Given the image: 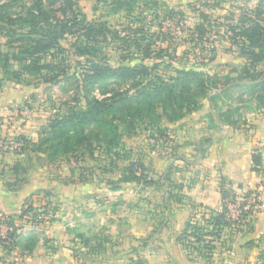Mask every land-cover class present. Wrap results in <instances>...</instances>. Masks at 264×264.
I'll return each mask as SVG.
<instances>
[{
	"label": "rangeland",
	"instance_id": "374dc122",
	"mask_svg": "<svg viewBox=\"0 0 264 264\" xmlns=\"http://www.w3.org/2000/svg\"><path fill=\"white\" fill-rule=\"evenodd\" d=\"M65 1L44 0L47 10L70 24L69 33L61 41L66 50L60 55L43 59V62H48L51 68L43 69L39 74L19 73L17 75L12 70L19 69L20 72L22 63L19 61L18 64L16 61L9 60L6 64L4 55H0V78L2 79L0 120L4 117L6 119L4 125L0 127V141L5 144L16 141L14 138L11 139L13 135L9 136L7 132L13 116L19 115L18 118L21 120L38 117L44 124L48 116L56 117V114L63 116L72 108L81 109L87 101L94 98L105 99L123 94L129 96L134 94L140 84L141 86L156 84L157 77L170 81L178 76L175 69L199 73V76L191 82V91L183 92L182 96L186 98L196 96L198 107L203 106L207 98H210L209 104L212 108L214 106L217 118L221 122L229 123L234 128L241 127L243 124H248L249 116L264 112V103H257L256 92L249 88V81L243 79V66L246 61L242 57L241 43L235 44L232 41L238 27L249 26L255 22L264 26V0H125V5L118 10L113 0H70L72 8H69ZM4 2H10L8 12L16 14L22 11V4L29 0H21L17 3L0 0V4ZM81 16L87 23L78 21L83 20ZM86 26L102 29L100 32L87 35L84 30ZM233 27H235L234 30ZM87 36L91 38L85 40ZM25 43L19 42V58L23 56L20 50L24 48ZM16 45L18 43L12 44V39L0 34L2 54L16 52ZM79 45L91 48L93 55H76L74 50ZM91 63L110 67L143 65L148 68V72L136 74L131 79L103 76L90 79L91 81L84 85L85 74L91 72ZM263 66L264 63H260V67ZM7 68L11 71H6ZM174 83L177 86V82L174 81ZM207 88V95L199 96L200 90L204 91ZM178 90L179 86L176 89L177 93H179ZM158 112L162 119L163 133L160 135L147 122L148 125L136 127L137 134L133 138L127 135L131 127H127L122 121L124 116L116 114L118 117L121 116V119L116 121L119 131L123 134V137H120L122 141H119V144L124 146L122 150H120L121 147L119 148L121 158L112 157L106 153V148L114 144L117 139H111L104 129L94 127L88 129L87 140L81 145L82 149L76 156L59 154L52 158L49 153L47 155V151H44V148L49 147L48 143L42 149L30 143L24 152L22 149L14 152L8 148H1L0 170L4 166L2 165L4 157L11 155L16 157L20 153L23 155L26 151L34 150L35 156L41 159L38 161L43 164L42 166L40 164L41 174L43 171L46 173L53 171L52 174H57L61 184L76 185L71 193L74 198H79V188H81L80 182L77 181L81 180L87 187L92 183L87 192L94 197L92 198L94 202L81 199L82 204L80 201L74 204L58 203L53 198L54 201L48 203L52 211L50 217L53 216V212H96L93 203L104 206L99 212H115L116 209L122 210V208L117 203L109 205L112 202L109 196L113 198V195L105 189H112L118 183L121 170L127 164L124 157L128 154L131 160L136 157L140 159L144 149L158 150L160 147L163 152L166 151L164 153L168 156L170 164L164 169L162 180L157 183L158 191L155 192V188L151 191L146 186L133 184L131 186L133 190L130 191L134 200L130 204L134 210L130 212H174L172 205L184 198L176 191L175 176L180 165L189 168L191 161L189 159L188 162H176L179 153L175 126L176 123L179 125L186 123L167 122L164 111L159 108ZM167 112L171 117L176 115L170 111ZM195 112L197 111L184 114L192 116ZM176 113L179 111L176 110ZM196 114V116L201 115V119L204 118L203 120L207 122L215 121V119L211 120L210 117L213 115L208 110L199 111ZM45 126L46 124L40 128V132ZM139 145L140 147L137 148ZM132 146L135 149H132ZM139 149H142L141 152L135 155L134 150ZM156 154L159 155L158 152ZM111 161L117 165L116 168H110ZM147 170L149 171L148 168ZM147 174L151 175L149 172ZM93 183L97 185L100 192L97 195L95 194L97 188H94ZM101 183L104 186H101ZM159 191H163L162 201L157 193ZM108 200H110L109 203ZM83 204L84 209L81 208ZM38 209H34V212H40ZM194 212L215 211L208 210L206 207H197ZM0 217L3 219V216ZM27 217L28 219H25L27 222L25 224L22 222L23 230L25 225L34 226L41 221L52 222L53 220L51 219L53 217L45 219L46 217L41 214L37 216L38 221L31 224V216ZM15 225L19 228L21 224ZM245 225L246 223L241 226L231 225V229H239ZM23 234L24 232L20 236ZM206 237L204 240H208V236ZM77 243L75 247L80 251L86 250L79 241ZM1 247L7 252V247L3 245ZM15 248L18 247H13L11 251Z\"/></svg>",
	"mask_w": 264,
	"mask_h": 264
},
{
	"label": "crops",
	"instance_id": "0c3cea01",
	"mask_svg": "<svg viewBox=\"0 0 264 264\" xmlns=\"http://www.w3.org/2000/svg\"><path fill=\"white\" fill-rule=\"evenodd\" d=\"M209 99L195 109L197 112L192 116L186 114L177 121H183L185 125L176 123L175 126L179 153L176 162L191 161L189 168L180 165L175 176L176 191L184 198L172 205L174 212H130L134 210L130 204L134 200L130 190H133L131 186L135 182H120L116 189L105 190L115 198L109 196L112 201H107L109 205L117 203L122 210L99 212L104 206L93 203L96 212H53L51 218L48 203L54 199L58 203L70 204L81 199L94 202V197L87 192L92 183L87 187L81 180L77 181L81 188L79 198H74L71 193L76 185L61 184L53 171L41 174L38 161L41 159L35 156L34 151L4 157V166L0 170V216H12L17 225H22V222H27L28 215H24L22 221L19 217L21 212L32 207L46 211L41 212L43 217L53 220L41 221L34 226L23 224V236H34V246L31 250L17 248L11 252L3 251L0 246V264H264V207L239 229L223 226L218 237L207 235L208 240L205 241L211 240L213 246L208 257L197 251L190 252L180 238L187 224H203L223 209L222 190L239 194L264 186V112L249 116L248 124L234 128L217 118ZM206 110L213 115L210 118L215 119L214 122L201 119V115L196 116L199 111ZM18 117L16 115L9 122L8 135H13L11 139L23 136L36 143L40 128L47 122L43 124L38 117L27 120ZM0 122L2 127L5 117ZM132 149L135 148L132 146ZM142 149L134 150V154ZM162 152L160 147L158 150L144 149L140 159L132 160L142 163L151 174L148 176L149 184H136L158 191L157 183L170 164L166 151ZM255 152L260 156L258 170L252 169ZM93 185L96 189L97 185ZM99 193L97 188L95 194ZM157 193L162 201L163 191ZM197 207L215 212H194ZM81 208L84 209V204ZM76 234L89 238L92 244L97 237L106 236L109 243H104L103 250L95 254L83 251L79 260L72 251L78 244Z\"/></svg>",
	"mask_w": 264,
	"mask_h": 264
},
{
	"label": "trees",
	"instance_id": "16d2710c",
	"mask_svg": "<svg viewBox=\"0 0 264 264\" xmlns=\"http://www.w3.org/2000/svg\"><path fill=\"white\" fill-rule=\"evenodd\" d=\"M12 3H17L21 0H10ZM69 8H72V2L70 0L65 1ZM116 3V9H120L125 5V0H113ZM10 3V2H9ZM4 2L0 4V34L6 36V38L12 39V44L16 45V52H6L0 55H4L6 64L9 60L16 61L20 66V72L18 70H12L17 75L20 74H39L43 69L51 68L48 62H43L45 57H54L63 53L66 48L61 41L69 33L67 21H64L56 14H53L46 9L44 0H29V2L22 4V11L20 13L11 14L8 12L10 4ZM114 10V11H117ZM78 21H85L81 16ZM75 22V21H73ZM87 23V21H85ZM237 27V26H235ZM233 27V30L235 29ZM101 27L86 26L84 29L87 35L100 32ZM238 30L234 34L232 41L235 44L241 43L242 57L245 58V64L243 66V74L245 80L249 81V88L256 92L255 100L257 103H264V66L261 68L260 63H264V26L259 22H255L249 26L238 27ZM91 37L85 38L88 40ZM19 42H26L24 48L20 50L23 54L19 58ZM75 54L79 56H92L91 48L84 46H76ZM15 53V54H14ZM6 68V66H5ZM90 74H85V84L91 81L90 79H97L99 77H118L123 79H131L136 74H143L148 72L146 66H117L110 67L107 65H98L91 63ZM4 72L5 69L3 68ZM6 71H11L7 68ZM178 74L177 77L172 78L170 81H164L160 77H157L156 84L149 85L141 84L135 89L132 95H117L111 96L110 98L97 99L87 101V103L81 109H71L69 112L60 116H49L45 128L39 134L38 141L32 143L23 136L15 138L16 142L22 144V151L24 152L26 147L31 143L39 149H42L46 143L49 144L48 148H44V151L49 153L50 157L55 155L64 154L74 156L79 154V150L82 149L81 145L87 140L88 129L98 128L104 129L107 134L110 135L111 139L116 138L117 141L108 148L106 153L110 156L122 157L119 151L124 148L123 145L119 144L120 137L123 134L119 131L118 124L116 121L122 118V121L131 127V131L127 132L128 136H134L137 134V126L148 125L159 132L161 135L163 129L161 127L162 119L158 112L161 108L166 115L167 122H175L184 117L185 112H190L198 108L199 103L197 98L189 96V98L183 97V92H190L191 82H193L198 76V72H189L185 70L175 69ZM183 76V77H180ZM177 82V86L174 83ZM201 81V80H199ZM2 79L0 78V84ZM179 86L177 93L176 89ZM207 89L204 91L200 90V95H207ZM187 106V108H185ZM176 110L179 113H176ZM184 110V111H183ZM167 111L175 113L172 117ZM119 113L121 116H116ZM114 142V140H111ZM111 143V142H110ZM108 146V145H107ZM78 147V148H77ZM34 151V150H33ZM43 151V150H42ZM92 152V151H91ZM52 153V154H51ZM90 155V153H89ZM124 160L127 164L123 166L121 170V176L118 179L120 182H135L142 184H149L151 181L148 180L147 170L144 165L138 161H132L130 155H126ZM253 170H258L260 162V156L255 152L252 156ZM117 165L110 162V168H116ZM118 184H115L112 189H116ZM252 191L244 192V196H248ZM234 193H228L222 190V201L224 208V200L226 198H233ZM40 212H34V208L28 207L23 210L19 217L24 215L31 216L30 221L36 223L37 216L42 214ZM223 211L211 215L203 224L189 223L186 226L185 231L181 235V240L185 243L186 248L190 252L197 251L198 254L208 257L213 249L211 240L205 241L203 236L214 235L219 236L221 228L229 226L223 218ZM37 213V214H36ZM37 215V216H36ZM36 216V217H35ZM3 220L7 224L14 227V230L18 228L15 225V218L12 216H3ZM209 225V226H207ZM210 228V229H209ZM188 235L195 236V242H189L186 238ZM9 236L16 237L14 231L9 233ZM79 244L86 249L89 254H95L103 250L104 243H109V239L106 236L97 237L94 244L90 243V239L82 234H76ZM25 240V241H24ZM35 237L29 235L20 236L10 243L5 245L7 252H10L12 246L18 247L19 250H31L35 243ZM73 255L76 259H80L83 252L79 248H72Z\"/></svg>",
	"mask_w": 264,
	"mask_h": 264
},
{
	"label": "built area",
	"instance_id": "2783aa9c",
	"mask_svg": "<svg viewBox=\"0 0 264 264\" xmlns=\"http://www.w3.org/2000/svg\"><path fill=\"white\" fill-rule=\"evenodd\" d=\"M1 148H8L9 150L18 152L21 151L22 144L16 141L5 144L4 142L0 141V149ZM263 207L264 186L252 191V193L248 196H244L243 193H239L235 194L233 198H226L224 200V208L222 209L223 218L229 225L231 224L232 226H241L243 223H246L252 216L256 215ZM30 223L33 224L31 221ZM21 226L22 225L14 230L13 226L7 224V222H5L0 217V245L2 244L3 246H5L12 243L17 238V235L21 234L24 231ZM12 231H14L16 237L9 236V233H11ZM186 239L189 242H195L196 240L195 236L193 235H188ZM13 247L14 246H12V248Z\"/></svg>",
	"mask_w": 264,
	"mask_h": 264
}]
</instances>
